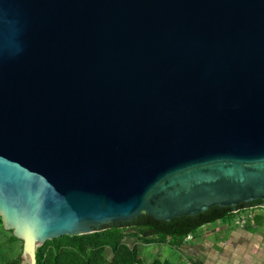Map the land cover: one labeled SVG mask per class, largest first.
<instances>
[{"label": "water", "instance_id": "water-1", "mask_svg": "<svg viewBox=\"0 0 264 264\" xmlns=\"http://www.w3.org/2000/svg\"><path fill=\"white\" fill-rule=\"evenodd\" d=\"M256 201L264 0H0V218L21 263Z\"/></svg>", "mask_w": 264, "mask_h": 264}, {"label": "trees", "instance_id": "trees-1", "mask_svg": "<svg viewBox=\"0 0 264 264\" xmlns=\"http://www.w3.org/2000/svg\"><path fill=\"white\" fill-rule=\"evenodd\" d=\"M257 203L256 201L251 204H238L236 209L254 206ZM232 211L231 208L214 206L195 216L173 218L169 222L142 215L122 226L132 227L135 234L140 237H152L161 244L167 243L170 247L178 248L188 236L194 235L201 226L226 219ZM117 233L118 228L115 226L100 233L72 237L62 236L48 240L36 249L37 264H141L137 250L125 246L113 247L112 251L118 254V260L105 261L99 248L104 242L111 244L116 239ZM5 264H21L20 254ZM150 264L168 263H160L155 259Z\"/></svg>", "mask_w": 264, "mask_h": 264}, {"label": "crops", "instance_id": "crops-1", "mask_svg": "<svg viewBox=\"0 0 264 264\" xmlns=\"http://www.w3.org/2000/svg\"><path fill=\"white\" fill-rule=\"evenodd\" d=\"M251 214L244 226L236 225L232 215L201 226L192 242L196 251L191 259L196 264H264V208Z\"/></svg>", "mask_w": 264, "mask_h": 264}, {"label": "rangeland", "instance_id": "rangeland-1", "mask_svg": "<svg viewBox=\"0 0 264 264\" xmlns=\"http://www.w3.org/2000/svg\"><path fill=\"white\" fill-rule=\"evenodd\" d=\"M247 208L248 214L257 209H251L250 207ZM117 228L118 233L116 239L111 244L104 242L99 248V252L106 262L119 259L118 254L115 251H112L113 247L117 246H125L129 249H136L141 264H150L155 259L160 263L167 262L168 264H185L186 261H189L191 258H193L196 251V246L192 244L196 233L194 235L188 236L183 241V244L176 248L170 247L167 243L161 244L152 237H140L139 235L135 234V231L132 229V227L124 226ZM109 229L110 228H105L95 233H100ZM21 252L22 241L15 238L10 231H7L3 228L0 218V264H5L7 261L21 254Z\"/></svg>", "mask_w": 264, "mask_h": 264}, {"label": "built area", "instance_id": "built-area-1", "mask_svg": "<svg viewBox=\"0 0 264 264\" xmlns=\"http://www.w3.org/2000/svg\"><path fill=\"white\" fill-rule=\"evenodd\" d=\"M252 208H260L258 206H251ZM248 208H240L237 210L232 211L231 215L234 216V222L238 226H244L247 224L248 220L252 218V214H248L247 212ZM185 264H196L194 259H190L189 261H186Z\"/></svg>", "mask_w": 264, "mask_h": 264}]
</instances>
